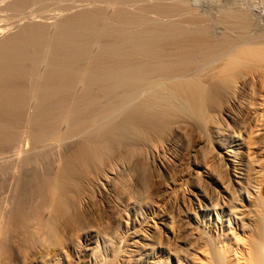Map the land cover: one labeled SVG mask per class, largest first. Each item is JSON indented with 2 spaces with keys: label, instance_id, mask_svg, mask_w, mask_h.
Returning <instances> with one entry per match:
<instances>
[{
  "label": "bare ground",
  "instance_id": "6f19581e",
  "mask_svg": "<svg viewBox=\"0 0 264 264\" xmlns=\"http://www.w3.org/2000/svg\"><path fill=\"white\" fill-rule=\"evenodd\" d=\"M1 1L2 0H0V2ZM16 1H13V3ZM29 1L33 2V4L34 2H36L35 3L36 6L39 2L45 3L49 1V5L46 3V5H48V8L45 6L47 9H50L51 7V10H52L54 4H55V8L57 7L56 3H54L55 1L53 0L52 1L51 0H29ZM50 1L52 2V6L50 5ZM66 1L67 3L75 2V0L74 1L72 0L73 2H71V0L70 1L66 0ZM89 1L86 0V2H89ZM98 1L94 0L93 2L94 4L97 2L96 4L97 6L95 5L94 7L98 8V3H99ZM103 1L102 3H106ZM112 1L114 3V0ZM129 1L130 3H132L131 0H128V3ZM138 1H141V0H138ZM146 1L147 0H145L144 3H146ZM156 1H159V0H156ZM164 1H167V2L170 1L171 4L166 5L167 3H162L163 7L161 6L156 7L155 5L156 9L153 11L151 10L152 13H149L150 11L148 12L149 16L152 14V17H150L151 21L150 19L145 20L146 22L150 21V23L152 22V20L157 21V24L161 23L162 25L149 27L145 23L146 24L145 28L143 27V29L142 28L139 30L137 29L136 31L129 33L125 36L124 34L121 35V38L122 36H124V38L122 39L123 44L121 42L119 44L116 43L117 45H114L115 43L112 41L114 44L111 42L112 45L110 43H109L110 44L109 46L106 45L105 50H107V52L110 51V53L113 54L112 55L113 58L110 57L112 58L111 60L112 63L109 64L108 62H105V64L106 63L108 64L105 65L101 73V75H103V78L101 81H98L99 83L104 82L102 85L99 84L103 88H101V90H98V91L103 90L105 92L106 98L104 100H102V98L97 99L96 97L92 95L94 93L93 91L94 86L92 88L91 86H92L93 81L95 80V76L94 75H93L94 77L90 76L91 75L90 72H88L90 78L87 77L88 74L85 71L84 72L86 75H84L83 71L82 72L84 76L77 75L80 77L73 79V80H76L75 82H77V84L71 82L72 78L70 79L71 81L68 80V82H66L67 78L65 77L66 78L65 79L63 76L61 80H56L57 82L64 83L62 86L59 84L61 86V89H59L60 87L58 88L59 90H64L62 91L63 93L61 96L65 95L67 92H73V93L75 92V95H76L77 93L76 88L78 91H81V89L85 91L90 90L88 92H92V93L85 94V95L89 97L92 96L91 100H88L89 98L87 100L85 99L82 101L81 104L87 103L88 107H91V104H94L95 106L99 104L100 108L98 109V107H96L97 109L94 110L95 109L94 106L91 109H88L86 107V110L87 112L89 111V114L83 115L86 112L82 110L81 114L83 116L79 115L81 118H79V116L77 115L78 113L76 112L75 116H77L79 119H77V117L73 115L72 116L69 114L67 115V112H66L65 116H62L60 120H57L59 122L63 121V123L60 124L61 126L59 125V123L55 124V126L57 124L59 125L58 130L60 131L57 130V133L56 131L53 132L55 134H53L52 137L49 132L47 133L45 132V134H48V133L50 134L48 135L50 136V138L47 137L49 138V140L47 139L48 141H51L50 139L52 138L54 142H57L55 144L53 143L56 147L57 144L63 145V143L65 142L69 143L78 137H80L79 140H81V142L83 140L85 141L86 139H83V138H86V137L88 138V136L90 135L89 129L90 130L92 129L93 132H95L96 130V134L94 135H97V133H99L100 131L101 133L103 132L105 133V130L103 131L102 128L105 129L107 126H111L113 134L121 136L119 138H115L113 135V137L117 140L119 139L120 141L121 140L123 141L124 139L126 143L125 146H127L126 153L132 154L131 156L129 154V157H127L128 155L126 154L127 155L126 156L124 151H123L124 156L122 155L123 152L122 153L118 152L119 155L120 154L122 155V157L126 156L128 158V160L126 158L125 162L127 161L126 162L127 167H128L127 169H130V171L132 172H124L126 169L125 170L123 169L124 170L123 172H119L118 170L119 167L117 165L113 166L111 164L112 165L111 166L108 164L109 166H106L105 165L106 162L104 164L105 167L98 168V170L100 169L99 171L96 170L95 172H93L94 171L93 170L92 172H88L86 170L87 172H81V171L76 172L78 169H76L75 171V168L77 167L75 166L74 168L73 166H71L72 165L71 161L72 163H74L73 160H75L72 156H75V154L72 156L70 155V157H72V159L70 158L71 161L69 160L71 165L70 164L68 165L71 166L70 168L73 167L72 169H74L75 172H72V170L69 171V167L66 166L69 172L68 171L66 172V169H65V171H61V172L59 170L58 172L55 171V172L43 173L44 175H42L41 177H44L43 179H47V182L42 181L43 184L45 183L44 186L42 184L43 190L40 193L42 194V196H38V197L35 196V199L36 197L37 199L36 201H34L30 197L32 194H35V193H32L29 197L30 199L33 200L30 202H34V203H32L31 205V203L28 202L30 199L27 201L29 203L28 210H30L32 206L33 208L31 210V213L29 212V215H28L30 218L27 215L26 216L24 215V217H26L24 219L28 221L27 219L29 218L30 222L29 224L24 221L23 222L25 224H22V222L20 224L18 222L20 224L18 225V223H16L17 222L16 220H18L19 217L20 219L21 217H23V214H25L23 212L25 210L23 209L22 211L23 214L21 213V210H20L19 213H21L22 216L17 215L19 216L18 218H16V216L15 217L13 216L16 219V220L15 219L13 220V217L10 214L12 213V210L14 207L13 205L16 203L18 204H21V203H19V201L15 203L17 198H15V201L13 200L14 191L12 189L13 186L11 187V185H12L13 178L15 180V178L21 176L23 172L22 173L19 172L21 174H19L18 172H15L17 170L15 166H14L15 168L14 167L12 168V172H10V169L8 168L9 165L5 164L9 172L7 170H6L7 172L5 171L3 172L2 171L3 169L0 168L1 169L0 177L4 175L3 178H0V183H1L0 184V188H1L0 190V264H264V0H207L205 5L201 6V8L203 7L201 10L199 7V11H198L197 9L198 7H196L195 9L196 11L195 12L193 11L194 12L193 15H195V18L192 17V20H191V16L188 15L190 17V21H185V22L183 21L184 20L183 18L188 19L189 17L188 18L183 17L185 15L184 12H183L184 15H180L178 13L180 11H177V9H179L180 7L178 8L177 4L179 3L180 5H184V7H181V10L183 9L185 10L186 7H192V6H193L192 7V10H193V8H195L194 6L199 5V3L197 5H194L195 0H164ZM202 1L203 0H201L200 2ZM3 2H6V0L5 1L3 0L2 3ZM9 2L11 4L12 1L9 0ZM19 2L22 3L23 1L18 0V6L20 5ZM57 2H59V0ZM61 2L59 3L61 4ZM59 3L57 5H60ZM65 3L66 2L63 1V4ZM79 3L76 0L75 4H70V5L67 4L68 6L65 8L62 7L63 4L61 5L62 9L64 8L62 11L63 13L65 12V10H67L65 13L69 14L68 15L69 17L70 15L72 18L74 17L73 19H70V18L67 19L69 21H67L66 24L71 23L72 20H78L76 17H79V15H80V23L83 20H85L84 18H82V21H81V17H82L81 14L77 15L75 13L76 9H78L79 7L83 8V6L81 5L83 2H81V4ZM102 3L100 2V4ZM153 3H155V1ZM157 3L158 2H156V4ZM132 4H131V8H133L132 6H134ZM138 4L139 3H137V5L135 4L137 8L139 6ZM83 5H84V8H83L84 11H81V13L87 12L88 10H90L89 7L87 6L85 7L86 3ZM107 5H109L108 2L106 3L105 7ZM114 5L117 6L115 3ZM114 5L112 4L111 6H114ZM126 5L128 6V4ZM9 6L7 5V7ZM28 6H29V3H28ZM31 7H33V5H31ZM40 7H39V10H40ZM99 7H100L99 9L102 8L101 6ZM9 8L8 9L6 8L7 12ZM46 8L43 11L47 10ZM58 8L60 9V6ZM86 8H89V9L86 11L85 10ZM139 8L136 11H138ZM25 9L29 10V8L27 7ZM25 9L23 13H25L26 11ZM59 9H58V12H59ZM1 10L3 9H0V12ZM35 10L38 11V9H35ZM55 10L53 9V11ZM4 11L6 10L4 9ZM47 11L50 12L49 10ZM107 11L110 12L109 9ZM116 11L119 12V10H116ZM2 12L1 14H4V12L3 13ZM28 12H33L34 14V9L33 11L32 9L31 11H26V13ZM56 12H54V14L50 16V18L48 17L49 20L48 19L41 20L39 18L42 21V24L48 26L50 29L51 28L57 29L59 27V30H61V27H64V29L62 28L63 30L61 31L62 35H66V37L72 36L70 38L73 40V42L75 41V45L73 47L77 46L79 41H82L83 43L86 39L84 35L83 37L84 41L81 40L82 39L81 37L83 36L81 32H85V31H81V30H80L81 32L78 31L79 29H82L78 27L77 22L79 20L76 21L77 27L79 29H77V27L75 26L76 27L75 29L77 31L74 30L73 32L75 31L76 32L72 34L70 30L73 27V25L72 27L71 25H68L69 27H71L70 29L68 26H67L68 28H66V24L64 23L66 19H64V22H62L61 20H63L62 18H64L63 16H60L62 15V13L59 14ZM76 12L78 13V11ZM90 12H87V13L89 14ZM109 12L105 13V11L103 12L102 10V12L100 13L101 17L104 15L103 13L107 14ZM14 13L15 14L18 13L17 17L19 18L21 17L20 12L18 11L14 12L13 10L12 15H14ZM23 13H22V16L26 14L25 13L23 15ZM145 13L146 12L144 11L143 14ZM190 13H191V10H190ZM94 14L92 16L94 17L97 16L96 13ZM100 14L98 16L99 20L101 18ZM143 14L141 15V17L143 16ZM9 15L10 14H8V16ZM119 15H117L116 13L114 16H116L117 18V16ZM8 16H2L4 17V19L6 18L3 21H7L9 19ZM31 16L30 18H33ZM121 16H124V15H121ZM12 17L14 18V21L15 19H17L14 16ZM44 17H45V14H44ZM83 17L85 16L83 15ZM26 18L29 19L28 17L25 16V19ZM20 19L17 21L22 20ZM144 19L145 18L142 19L143 20L142 22H145ZM88 20H90V18L87 19V21ZM96 20H97V17H95V21ZM0 21L2 20L0 19ZM28 21L30 22V20H26V22ZM31 21H35V20L32 19ZM60 21L61 23H63L62 26L59 23ZM13 22H10L9 24L7 23L8 27L12 28L13 26L15 27L19 24V22L18 24L16 22L17 25H13L14 24ZM107 22L109 23V21ZM4 24L6 23L4 22ZM10 24L13 26H10ZM20 24L22 23L20 22ZM29 24L33 25L32 23H29ZM37 24L34 25L33 27L37 26L38 28L40 22L37 21ZM58 24H60L61 27L57 26ZM96 24L98 25L97 22ZM111 26L113 25L111 24ZM138 26L141 27V25H138ZM1 27L2 28L4 27L3 23ZM8 27L7 28L5 27L6 28L4 30L5 32L7 31ZM18 27L19 26H17L16 29ZM122 27L120 25L119 28L122 29ZM2 28L0 29L1 36H2V33L4 32ZM11 28H9L10 31L12 30ZM30 28L32 29V27ZM65 28L69 30L70 32H68ZM87 28H85V30H88V34H89L90 29L89 28L87 29ZM134 29L136 28L134 27ZM35 30L36 29L34 28V31H33L34 33H35ZM44 30L46 31L48 29H44ZM55 30H53V32H55L56 34L59 30H57V32ZM64 30H66L67 33L66 31L63 32ZM21 31L22 30H20V34L22 35ZM22 32L23 34H25L26 32L27 36L29 33H32L28 31H22ZM125 32L127 33L126 30L122 31L121 33H125ZM10 33L8 35H10ZM34 33L30 34L32 35L31 37H33ZM79 33L82 36H79L78 35ZM95 33L96 32L94 31L93 34ZM97 35H100V34H97ZM97 35L89 36L90 38L88 37L86 42L84 43H87L89 41V43L91 42L90 45L94 46L93 48H97L99 50L100 48L96 46L97 45L100 46L99 43H101L100 42L101 40L99 39L98 41L96 39L98 37L100 38V36L97 37ZM44 36L45 35H43V37ZM54 36H56L57 38V35H53V37ZM77 36H79V38H77ZM21 37L17 38L15 35L13 38V43L11 44H14L19 41L17 43L18 45L20 44V41H23V44L26 45L24 42V39L22 40ZM59 37H60V34H59ZM59 37H58L59 39L58 41L62 43V41L60 40L63 39L62 38L63 36L61 37L62 39H60ZM104 37L106 38V36ZM8 38L10 39L9 36L7 37V39ZM49 38H52V37H48L49 42H46V45H49L48 43H51L52 39H49ZM76 38L79 41L74 40ZM18 39H21V40H18ZM26 39L27 38H25V40ZM28 39H27V42L30 41ZM101 39H103V37ZM31 40H33V38ZM8 41L9 40H5V41L0 40V48L4 47L5 49L7 45H10V42ZM10 41H12V39ZM41 41L38 44L40 45L39 48L41 47ZM30 42H33V41H30ZM36 42L37 41H35V43ZM44 42L45 40L42 43ZM67 42L69 43V41ZM108 42L106 43L108 44ZM53 43H54V40H53ZM70 43L68 45H70ZM89 43H87V45ZM55 44L59 46L57 43ZM29 45L31 46V44ZM64 45H65V42H64ZM22 46L21 48H23ZM30 46L27 45L26 46L27 48L25 46L24 48L28 49V47ZM36 46L33 47V51L36 50L35 49ZM43 46L45 45H42V49H44ZM57 46L54 45L55 48H58ZM60 46H62L63 48V43L62 45L60 44ZM60 46L59 48L61 50ZM80 46L82 45L80 44ZM80 46L78 45L77 48ZM12 47H15V46H12ZM67 47H70V46H67ZM82 47H80V49L82 48V50H84L85 48L86 50V47L84 46ZM46 48L44 49L45 50L44 52L48 51V48L47 50ZM93 48H90L92 52L96 51V53H99V51L101 50L100 49L99 51L97 50L93 51ZM72 49L73 48H71V50ZM23 50L22 52H20V54L24 53ZM63 50H61V52H63ZM75 50L76 49H74V51ZM91 50H87V51L90 52ZM68 51L69 52H67V54L70 53L69 49ZM74 51H73L74 55L72 56L76 58L75 53H77V51L75 52ZM79 51L81 50H79L78 48V52ZM103 51H104V46L102 49V53ZM10 52H15V50L14 51L12 50ZM17 52L19 51L17 50ZM40 52L39 54L37 53L38 57L41 54ZM92 52L91 54H88L90 55L88 56V58L90 57V60H91V55L93 54ZM0 53H4V51H0ZM50 53H53V52H50ZM50 53H49V57H50ZM79 53L80 54L78 55H80V58H81V56H83L84 53L86 52L81 51ZM81 53H83V55ZM22 54L21 56L19 54H16L15 56L13 53V56L17 57V55H19L22 58ZM31 54H29V56ZM54 54L56 53L54 52ZM64 54H62L63 56H60L58 54L56 55V57L60 56V59L59 60L57 59L60 62L58 63L60 66L61 64L62 65L65 64V63H62L63 59H61V57L63 58L65 56ZM4 55L5 54H3V56ZM95 55L99 56V54H95ZM108 55L109 54H107L106 56L105 54L104 56L109 58ZM6 56L7 55H5V57ZM29 56L27 57L30 58ZM86 56H87V53L82 58ZM120 56L123 57V59H121ZM27 57H25V59ZM38 57H36L37 59V60L35 59L36 61H38L39 59ZM51 57L50 59H52ZM92 57H93V61L95 58L98 59V57L94 56V54L92 55ZM21 58H19L20 62H22V59L24 60V58L22 59ZM43 58L45 57H42V59ZM45 59H47V56ZM45 59H43V61ZM70 59L73 60V58H70ZM85 59H87V57L84 58V61ZM97 59L95 60L98 61ZM119 59H121L122 61L120 60V62H118ZM35 60H34V63H36ZM52 60H54L55 63H57L55 59H52ZM68 60L66 58L65 62L67 61L69 63ZM77 60H81V59H79L78 57ZM28 61H26V63ZM43 61L39 60L40 63L41 62L43 63ZM47 61L48 60L44 61V64ZM93 61L92 63H94ZM2 62L7 63L8 61L6 62L2 58ZM88 62H87V65L89 64ZM101 62H103V60ZM79 63L80 61L78 62L76 61L74 64L71 63V65L72 66L74 65L76 68L75 64L80 65ZM95 63H96L95 65H97V62ZM0 64L3 65V63H0ZM8 64L6 66L7 68H8ZM49 64L46 66L48 67ZM20 65L21 63L18 65V67ZM69 65L70 63L68 64L67 68H65L64 70L66 69L68 70V68L70 67ZM82 65L84 64H81L80 66L82 67ZM27 66H30V65H27ZM32 66L28 68H31ZM46 66H44V68ZM72 66L71 68H69L70 70L72 69ZM90 66H93V65H90ZM6 67H4V69ZM14 67H16V69L18 68L17 66H14ZM85 67L84 68L82 67L83 70L89 69V66L88 68H85ZM94 67L95 66H93L92 70L98 68V65L96 66V68ZM22 68L23 67L21 66V70H23ZM54 68L56 70V68L58 67H54ZM61 68L63 67L61 66L60 70ZM75 68L72 70L74 71ZM2 69L3 68H1V70ZM4 69L2 70L3 72H4ZM99 69L100 68L96 69L98 70L97 71L98 73H99ZM51 70L53 71V68ZM57 70L56 72H58ZM67 70L66 72L68 73ZM44 71L48 72V69ZM71 71H69V73ZM3 72L1 74H3ZM11 72H13V70ZM59 72L61 73L62 71H59ZM66 72L64 73L62 72V73L66 74ZM78 72H81V71H79L78 69ZM51 73L52 72L48 74L50 75ZM73 73H70L72 77L74 76ZM32 75L37 76L35 74H32ZM46 75L47 74H45L44 78L47 77L48 79V75L47 76ZM77 76L75 75L74 77H77ZM97 76L99 77V75ZM42 77L43 76H40L38 78V81H41ZM60 77L58 76V78L56 79H59ZM92 77L94 78V80L91 79ZM98 77H97V80H98ZM35 78H32V79L35 80ZM68 78L70 77L68 76ZM5 80L7 82V79ZM51 80L52 79H48L47 82L48 81L51 82ZM52 82H54L53 85L51 83L52 87L54 86V84L57 86L55 81H52ZM34 83H32V85H34ZM37 84H35L37 89H38V86L39 87L42 86V85L37 86ZM19 85L21 84H18V86ZM64 85H65V88H63ZM5 87H7V85H5ZM53 88H55V90H53L55 94L57 87H53ZM14 89L16 88L14 87ZM34 89L35 88L33 89L31 88L30 91H35ZM39 89H38V92H39ZM45 89L47 90L48 86ZM42 90L44 93L45 92L44 89ZM103 91L102 93H104ZM98 93L100 94L101 92H98ZM32 94H31L32 96H36L34 95V93ZM52 94L53 93H51V95ZM43 95L44 94H42V98L44 97ZM21 96L22 95H20L19 97ZM45 96H49V95L46 94ZM59 96H60V93H59ZM56 98L58 97L56 96ZM0 99H3V98H0ZM33 99L36 100V98H33ZM37 99L38 101L40 100L39 98ZM70 99H72L71 96H70ZM0 102L2 101L0 100ZM44 102L46 101L44 100ZM65 103L66 102L63 103L64 106H65ZM2 104H5V103L2 102ZM72 104L74 103L70 102L68 104L69 109L72 108L71 106ZM16 105L20 106L19 104H16ZM46 105L44 106L41 105V106L42 108H45ZM18 106L15 108H18ZM64 106L62 107L64 108ZM76 107H75V110L73 108L70 111L74 112L77 109H80V106L78 108ZM36 108L38 109V107ZM66 108L62 110H65ZM62 110H61V113L63 112ZM65 111H68V109H66ZM70 111H68V113ZM32 113H31V116H32ZM37 113L39 114V117H40L39 111ZM34 114L35 112L33 113V115ZM27 115H29V113ZM63 115H64V112H63ZM49 116H48V119L50 118ZM26 117L28 116H25V118ZM41 118H38V119L40 120ZM118 118H120L121 121L117 123L116 125L113 124V122H115ZM52 119H49V120H52ZM57 119H59V117H57ZM108 122L110 123V125H107L109 124ZM54 123L55 122H53L52 120L53 125ZM3 124L4 123H2L1 125L3 126ZM43 125H46V124L43 123ZM48 125H50V123H47L46 127ZM63 125L65 127H68V129L66 128L65 129L66 131L64 132H62L61 131L62 129H60V127L62 128ZM80 125H84L82 129ZM103 125L104 127H102ZM8 126H11V125L9 124ZM8 126H6V128H8ZM46 127L44 126L43 129H46ZM49 127L51 128V126ZM38 128L40 127L38 126ZM3 130L5 129L3 128ZM87 130L89 131L88 133H87ZM85 131H86L85 134L87 136H85V134H84L85 137L80 136ZM2 132L5 133L6 135V132L4 131ZM10 133L8 130V135L10 134V136L13 135L12 134L14 133L13 130H11ZM35 133L36 132L34 131V134ZM99 135L101 138V134ZM108 135L109 134L107 133V136L105 134L103 136L107 138L109 137V139L113 140V137L111 136L110 138V136ZM36 136H33V139ZM3 137H6V136H2V138ZM90 137L91 136H89V138ZM96 137H98V135L95 136V139ZM107 138H103V139L107 140ZM92 139H94V136ZM0 140H1V137H0ZM6 140L8 141V138H6ZM79 140L77 139V141ZM25 141H26V144L24 145L26 147L28 144L27 143L28 141L26 139ZM36 141L37 140H35L34 143H36ZM101 141L102 140H100V143ZM109 141L107 140L105 142L109 143ZM113 141L115 142V144L119 142L116 140H113ZM43 142H41L40 144H42ZM52 142L53 141L49 143L51 144ZM92 142L93 141H91V143ZM114 142H111V144L107 146L111 147V145H113ZM2 143L3 144L5 143L4 145H6V142L3 141L0 144ZM95 143H92V144L95 145V147L97 148L99 143L97 144V146ZM7 144H9V142ZM45 144L47 143L44 142V144H42L41 146L43 145L45 146ZM104 144H99V146L102 145L101 147L104 148L103 147ZM120 145L117 144L115 145V147L118 146V149H119L120 147L123 146V144L122 146ZM47 146H49L48 148L52 147L50 145H47ZM33 147H35V145ZM76 147H78V145ZM112 147L114 148V146ZM52 148H50V150ZM61 148L62 147L60 148L58 147V149L63 150ZM88 148L91 150V147L86 148L85 146L86 150ZM37 149L39 150V148ZM58 149H56L55 151L59 152ZM73 149L71 151L75 150ZM97 149L100 151L99 148ZM97 149L94 148L93 149L94 152ZM106 149L107 148H104L102 149V151L105 152ZM8 150H5V151L7 152ZM28 150L30 151L32 149H28ZM45 150L47 151L48 149L45 148ZM113 150L115 149H112L111 151L113 152ZM78 151H79V154L81 155L82 150L81 151L78 150ZM85 151L83 150V152ZM1 152L2 150L0 151V156H2ZM24 152L23 153L16 152L20 155V157L18 155L16 156L21 158L22 156H25L26 153L24 154ZM32 152H34V150ZM39 152L40 151H38V153ZM54 152H53V155H54ZM90 152H93V151H90ZM7 153L10 156L9 151ZM34 153H33V156L35 155ZM42 153H39L41 154L40 156H43V154H45V153L43 154ZM86 154L88 153L86 152ZM94 154L97 155V152ZM110 154L112 155V153ZM6 155L7 154H5V156ZM48 155H51V154L49 153L47 154V156ZM107 155L108 154L105 153V158L109 157ZM121 155H120V158L124 160L125 158H122ZM66 156H69V155H66ZM66 156H64L63 158L67 160L68 157L66 158ZM76 156L78 157L79 155L77 154ZM84 156H82V158ZM87 156L88 158H90L89 155ZM12 157L18 158L15 156H12ZM12 157L9 158V161L10 159L12 161L13 159ZM111 157H114V156L112 155ZM52 158L55 159V157L53 156ZM94 158H98V156ZM94 158L93 159L91 158L93 161H90V162L96 163L98 162L99 159L101 160L100 156L98 160L95 159L96 161H94ZM117 158L115 159L118 160ZM49 160H52V159H49ZM58 160L60 161L61 159L58 158ZM76 160H77L75 161L76 163L79 162L78 158ZM86 160L87 158L85 159V161ZM103 160H104V157L101 160L102 163H104ZM105 160L107 161L109 160V158ZM110 160L112 162V158ZM15 161H18V160H15ZM26 161L28 163L27 159ZM69 161L66 162V164L69 163ZM101 161H100V164H101ZM81 162L82 161H80L79 163ZM144 162L151 163V167L153 166V169H152L153 172L151 170H150L151 172H146V171L143 172L142 163L144 164ZM6 163L8 164V162ZM25 163H24V166H26ZM56 163H54L55 167H57ZM58 163H59L58 167L61 168L60 162ZM86 163L90 164L87 161L85 162V164ZM122 163L124 162L122 161ZM17 164H20V163L17 162ZM22 164H20V167ZM78 164L77 166L79 167L80 164L79 165ZM113 164H115V162H113ZM11 165L13 166L15 164H11ZM95 165L93 167L94 169L95 167H99ZM2 166L6 168L4 165ZM122 166H124V164ZM17 167L20 170L19 166ZM52 167H54V165H52ZM87 167H89L91 170V165ZM145 167L146 168L144 169L148 170V167L147 166ZM151 167L149 166V168ZM14 169L16 170L14 171ZM126 171H129V170H126ZM31 173L32 172H30V174ZM33 173L35 174V172ZM17 174H19V176H16ZM19 178L21 179L22 177H19ZM24 180H23V183H24ZM31 180H35V178ZM35 181L32 183H35ZM38 181H40V179ZM38 181H36L37 184H39ZM18 183L15 185L18 186ZM37 184L35 185L37 186ZM15 185L14 187H17ZM20 187L18 188L20 189ZM18 188L17 190H19ZM2 192L5 194L1 195ZM31 192L33 191L31 190ZM18 194L19 196L22 195L21 193H18ZM19 199H22V198L19 197ZM19 208L21 209V207ZM16 209L18 210V207H16ZM8 216H9V219H8ZM21 220H23V218ZM14 224H16L15 228H14ZM5 227L7 228V231ZM17 227L19 228L18 230L16 229ZM15 229L17 231H15ZM14 231L16 233H14ZM4 232H6V235H4L5 234ZM5 236H7V238H5L6 241L4 240Z\"/></svg>",
  "mask_w": 264,
  "mask_h": 264
},
{
  "label": "rangeland",
  "instance_id": "374dc122",
  "mask_svg": "<svg viewBox=\"0 0 264 264\" xmlns=\"http://www.w3.org/2000/svg\"><path fill=\"white\" fill-rule=\"evenodd\" d=\"M2 1H3V0H2ZM2 1L0 2V3H1V4H0V9H3V10H1V12L3 11L4 14H1V12H0V17H2V16H8V14H10V15L8 16L9 19H8L7 21H3V20L6 19V18L4 19V17L0 18V19L2 20V21H0V27H1L2 23H3V26H4V27H3V28L1 27V28H2L3 31H4V30L8 27V24H9L10 22H13V21H14V18H13L12 16H14L15 18H17V19H15V21L13 22L14 24H13V23H12V24H13V25H17L18 22H19V24L17 25V26H19V27L16 29L17 26L14 27L13 25L10 24V26H13V27H12V28H11V27H8V29L11 28V29H12V30H11L12 32L10 31V29H9V30L7 29L8 33H7V31H6V32L4 31V32H5V33L3 32L4 34L2 33V36L5 35L4 37H2V36H1V33H0V40H3V41H5V40H9L8 42H10V45H7V46L5 47V49H4V47H3V48H0V51H4V53H0V57L2 56V57L0 58V59H1V60H0V63H3V65H5V66H3L2 64H0V80H2V81H0V91H1V92H0V98H3V99H0V100H1L2 102L5 103V104H2V102H0V117H1V118H0V126L2 127V128L0 127V137H1L0 143L4 141V142H6V145H7V146L4 145L5 143H4V144H3V143L0 144V149L2 150V152H1L2 156H0V166L4 165V166L6 167V168H4V167L2 166L3 168H2V167H0V168L3 169V170H2L3 172H4V171H5V172H7V171L9 172V170L7 169V166H6V165H9L8 168L10 169V172H12V168L15 166L16 169L18 170V171H17L16 169H14V171L16 170L15 172H18V173H19V172H21V173L23 172L22 174L19 173V174H21V176H19V174L16 175V176L22 177L21 179H20L19 177H16L17 179L15 178V180H14V178H13V181H12V185H11V187L13 186L12 189H13V191H14V192L12 191L13 194H14V195H13V200L15 201V198H17L16 201H15V203H16L17 201H19V203H21V204H18V203L14 204V205H13L14 207H13L12 213H10V214L12 215V217H13V216H14V217L16 216V218H18L19 216H17V215L22 216L21 213H22V211H23V209H24V210L27 211V212L24 211L23 213H25V214L22 213V214H23V217H21V219L23 218V220H21L20 217H19L20 220H19V219L16 220V219L13 217V220L15 219V220L17 221L16 223L19 222V223L21 224V222H22V224H25L24 222H27V223L29 224V222H30V221H29V218H30V217H29L28 215H29V212L31 213V210H32L33 206L31 207L30 210H28V209H29L28 204L31 203V205H32V203H34V202H30V201H33V200L36 201V199H37L38 196H42V194H40V193L42 192V190H43V186H44V184H45V183L43 184V182H47V179H43L44 177H41L42 175H44L43 173H45V172H55V171L58 172L59 170H60V172H61V171H65V169H66V172H67V171H68V170H67L68 168H67L66 166H68V167H69V171L72 170V172H75L76 169H78L76 172H80V171H81V172H87V171H88V172H92L93 170H94L93 172H95L96 170H97V171L100 170V169L98 170V168H100V167H101V168H102V167H105V165H106V166H109V165H111V164H112L113 166H114V165H115V166L117 165L119 168H118V167H116V168H118L119 172H123L125 169H126V170H129V171H126V170H125L124 172H132V171H130V169H127V168H128V167H127V163H126L127 161L125 162L126 158L129 157V154H130V153H126V152H127V150H126V149H127V146H125V145H126L125 140L123 139V141H122V140L120 141L119 139H118V140L115 139V138H119V137H121V136H118V135L113 134L111 126H107V127H106V128L109 130V132H108V130H107L106 128H105V129L102 128L103 131L105 130V133H104L103 131H102L103 133H101V131H100L99 133H97V135H98L99 138L96 137V139H95V136H97V135H94V134H96V130H95V132H93L92 129H91V130L89 129L90 132L87 130V133H88V132L90 133V135H89V134H88V135L91 136V137H90L91 139H92L93 136H94V139H92V140H91V139L89 138V136H88L89 139H88L87 137H86V138H83V139H86V140L88 139L87 142H86V140H85V141L83 140L84 142H83V141L81 142V140H79L80 137H78V138L74 139L72 142H69V143H66V142H65V143H63V145H62V144H61V145H60V144H57V145H56V147H57L58 145H60V146H58V147H59V148L62 147L61 149H63V150H60V149H58V147H57V148L55 147L54 144L57 143V142H54V140H53L52 138H51L50 140L53 141V142H52L51 144L49 143V142H51V141H48L49 138H50V136H48V135L51 134V137H52V135L55 134V133H53V132L56 131V133H57V130L59 129V128H58L59 125L63 123V121H62V122H59V121H57V120H60V118H61L62 116H65V115H66V114H65L66 112H67V115L69 114V115H71V116H72V115L75 116V115H76L75 113L77 112V113H78L77 115L79 116V115H82V114H81V111H82V110H84V112H86V113L83 112V113H84L83 115H87V114H89V111L87 112L86 107H87L88 109H91V108H93V106H94V108H95L94 110L97 109L96 107H98V109L100 108V107H99V104H97V106H95L94 104H91V107H88V104H87L86 102H85V103L87 104V106H86V104H81L82 101L85 100V99L87 100V99L89 98L88 100H91V97H92V96L89 97V96H86V95H85V94L92 93V92H88V91H90V90H86V91H85V90H82V89H81V91H78L77 88H76V92H77L76 95H75V92H74V93H73V92H67V93L64 92V93H66V94L63 95V96H61L62 93H63L62 91H64V90H59V89H61V86H62L64 83L57 82L56 80H61V78H63V77L65 78V77H66V78H67V81H66V82H68V80H70V79L72 78V81H71V80H70V81L73 82V83H76V84H77V82H75L76 80H73V79H76V78L80 77V76H77V75H81V76H82L84 71H85L87 74H88V72H90V73H91L90 76H93V75L95 76V80H94V78H93L94 76L91 78L92 80H94L93 83H92V86H91V88L94 86V87H93V91H94V93H93L92 95H93L94 97H96L97 99H98V98H100V99L102 98V100H104V99L106 98V94H105V92H104L103 90H102V91H103L104 93H102V91H98V90H101V88H103L101 85H102L104 82L99 83L98 81H101L102 78H103V75H101V73H102V71H103L105 65L108 64V63H109V64L112 63L111 60H112V58H113V57H112L113 54H111L109 50H108L109 52H107V50H105V49H106V48H105L106 45H108V46H109L110 44L112 45L113 42L115 43V44L113 43L114 45H117V44L121 43V42H122V39L124 38L125 35H127V34H129V33H132V32H134V31H136L137 29L139 30V29H141V28L143 29V27L145 28L146 24H147L149 27H154V26H157V25H162L161 23L157 24V21H153V20H152L153 23H152V22L150 23V21H151V18H150V17H152V14L149 16V13H152V11L156 9V8H155V5H156V7H158V6L163 7V6H162V3H167L166 5H170L171 3H170V1L167 2V1H164V0H159V1H156V0H151V1H150V0H149V2H148V0H147L146 3H144L145 0H144V1H142V0H141V1H138V0H134V1H133V0H131L133 4L130 3V1H129V3H130V5H129L128 0H125V1H124V0H116V1L114 0V3H115L117 6L119 5V6L117 7V6L114 5V3H113L112 0H109V1H107V0H104V1H103V0H99V1H98V0H97V1L99 2V3H98V8H97V7H94V6L97 4V2H96L95 4L93 3L94 0H90V1L87 0V1H89L90 3H89V2H86V0H81V1H80V0H77L78 3L80 2L79 4H81V2H83V3L81 4V5L83 6V8H84V5H83V4L86 3L85 7H86V6L89 7L90 10H91V12H90V10H88L89 8H86L85 10H86V11L88 10L87 12H90V13L88 14L87 12H83V13H84V14H83V13H81V11H84V9H83L82 7H79L80 9H79V8L76 9V11H78V13H77L76 11H75V13H76L77 15L81 14V16H82V17H81V21H82V18H84L85 20H83V21L80 23V15H79V17H76L79 21H78V20H72L71 23L74 21L72 24H71V23L66 24V22L69 21V20H67V19H69V18H70V19H73L74 17L72 18L71 15H70V17H69V16H68L69 14L65 13L67 10H65L64 13H63L62 11H63V9H64L65 7H67L68 5H70V4H75L76 0H75V2H73L74 0H73V1L71 0V2H73V3H70V2L67 3L66 0H62V2H61V0H59V2H61V4H60L59 2H57L58 0H57V1H56V0H53V1H55L54 3H56V6H57L56 8H58V7L60 6V9L58 8V9H59V12H58V9L55 8V4L53 5V9H54V10L56 9L57 12H56V10H55V11H53V9L51 10V7H50V9H47V8H48V5H49V1H47V2H45V3H43V2H39L38 4L41 5V7H40V5H38V4H37V6H36V4H35L36 2H34V4H35V5H34L33 2H30L29 0H19V1H23L22 3L19 2V3H20L19 6H20L21 8L18 6V0H17V1H16V0H10V1H12L11 4H10L9 0H8V1L6 0V2H3V3H2ZM4 1H5V0H4ZM13 1H16V2L13 3ZM26 1H27V2H26ZM51 1H52V0H51ZM51 1H50V5L52 6V2H51ZM63 1H65L66 3L63 4ZM68 1H70V0H68ZM95 1H96V0H95ZM102 1H103V2H106V3L108 2L110 6L113 4L116 8H115L114 6H111V7H110L109 5H107V6L105 7L106 3H102ZM110 1H112V2H110ZM118 1H120V2H118ZM121 1H122V2H121ZM154 1H155V3H153ZM161 1H163V2H161ZM200 1H201V0H200ZM200 1H199V0H197V1L195 0L194 5H197L198 3H199V5L194 6L195 8H193V10H192V7H193V6H192V7H186V9H185L186 12H185L184 9L181 10V7H184V5H180V4L178 3V4H177V7H178V8L180 7V8L177 9V11H180V12L182 11L181 13L178 12L180 15H184V14H183V12H184L185 15H184L183 17H187V18H188L189 16H191V20H192V17L195 18V15H193V14H194V12L196 11V10H195L196 7H198V8H197L198 11H199V7H200V10H201V9L203 8V7L201 8V6L205 5V3H206L207 0H205V1L203 0L202 2H200ZM8 2H9V3H8ZM100 2H101L102 4H100ZM116 2H117V3H116ZM134 2H135V3H134ZM140 2H141V3H140ZM147 2H148V3H147ZM151 2L153 3V5H152ZM156 2H158V3H157L158 5L156 4ZM26 3H27V4H26ZM28 3H29V6H30V7L28 6ZM46 3H47L48 5H46ZM58 3H59L60 5H57ZM88 3H89V4H88ZM91 3H92L93 5H92ZM122 3H123V4H122ZM137 3H139V4H138V5H139L138 8H139V7L142 8V9L139 8L138 11H136V10L138 9L137 6H136ZM143 3L146 4V5H144ZM200 3H201V4H200ZM9 4H10V6H9ZM21 4H23V5H21ZM43 4H44V6H43ZM62 4H63V5H62ZM67 4H68V5H67ZM87 4H88V5L91 4L92 7H91V5L88 6ZM103 4H104V6H103ZM126 4H128L129 7H128ZM131 4L134 5V6H132L133 8H131ZM135 4H136V5H135ZM2 5H3V7H2ZM5 5H6V7H5ZM7 5H8L10 8L7 7ZM15 5H16V7H15ZM31 5H33V7H31ZM61 5H62V7H64L63 9H62ZM35 6H36V7L39 6V7H40V10H39V7L36 8ZM42 6H43V7H42ZM45 6H46L47 8H46ZM96 6H97V5H96ZM99 6H101L103 9H102V8L99 9V8H100ZM150 6H151V7H150ZM18 7H19V8H18ZM26 7L29 8V10H28V9H25ZM34 7H35V8H34ZM113 7H114V8H113ZM120 7H121V9H120ZM124 7H125V8H124ZM127 7H128V8H127ZM6 8H7V9L9 8L8 12H7V9H6ZM11 8L14 10V12H17V11H18V12L21 13V15H20V13H19V15L22 17V18H21V17H20V18H21L23 21H24V19H25V16L28 17L29 19L26 18L25 21L23 22L19 17H17L18 13H16V14L14 13V15H12V11H13V10H12ZM17 8H18V9H17ZM30 8L32 9V11H33V9H34V14H33V12H28V13H30V14L26 13V11H31ZM42 8H43V9H42ZM45 8H46L47 10H49L50 12H48L47 10L43 11ZM106 8H107V9H106ZM111 8H113L114 10L111 9ZM130 8H131V9H130ZM135 8H136V9H135ZM148 8H149V9H148ZM151 8H152V9H151ZM190 8H191V9H190ZM4 9H5L6 11H4ZM24 9L26 10L25 13L28 14V15H26L25 13H23V12H24ZM35 9H38V11L35 10ZM41 9H42V10H41ZM92 9H93V10H92ZM108 9L110 10V12H111V11H113V12L110 13L109 11H107ZM124 9H125V10H124ZM132 9H133V10L135 9V10L133 11ZM143 9H145V10H143ZM146 9H147L148 11H147ZM187 9H188V10H187ZM102 10H103V12L105 11V13H106V12H109V13H107V14L103 13V14H104V15H103L104 17L102 16L103 18L101 17V14H100V13L102 12ZM116 10H119V12L116 11ZM126 10H128V11H126ZM130 10H131V11H130ZM141 10H142V11H141ZM151 10H152V11H151ZM190 10H191V13H190ZM35 11H36V13H35ZM46 11H47V12H46ZM60 11H61V12H60ZM93 11H95V12H93ZM99 11H101V12H99ZM114 11H115V12H114ZM120 11H121V12H120ZM125 11H126V12H125ZM139 11H141L142 13L139 12ZM144 11L146 12L145 14H143ZM149 11H150V12H149ZM193 11H194V12H193ZM3 12H2V13H3ZM9 12H10V13H9ZM39 12H41V13H39ZM54 12L59 13V14L62 13V15H60V16H63L64 18H62L63 20H61V21L64 22V19H66V21L64 22V23L66 24V28L69 27L68 25H71V27H72V25H73L74 29H73V27H72V28L69 27V29L71 28L70 31H71L72 34L75 33V32L77 31L75 28L77 27V23H78V27H79V28H82V29H79V28L77 27V29H79L78 31H79V32H81V31H85V32H86V33H85V32H81V33L83 34V36H82L80 33L78 34L79 36H82V37H81V38H82L81 40H83V41H84V38H83L84 35H85V39L87 40V38H88L89 36H92V35H93V36H96L97 34H100V35H97V37L100 36V38L98 37V38H96V39H97L98 41H99V39H100V40H101V41H100L101 43H99V44H100V46H99V45H97V44H98V42H97V44H96L97 46H96V47H99L101 50L99 49V50H100V51H99L97 48H93L94 46H93V45H90L91 42L89 43V41L87 42V43H89V44H88L89 46L87 45V43H84V42H86V40L82 43V41H79V40L77 39V38H79V36H77V38L74 39V40L79 41L78 45L80 46V44H81L82 46L86 47V50H85V48H84V50H82L83 47L80 46V47H82V48L80 49V47H78L79 50H81V51H85V52L87 53V56H86L87 59H85V61H84V58H86V57H84V58H82V57L85 56L86 53H84V55H83V53H81L83 56H81V58H80V55H78V54H80L79 52H81V51L78 52V48H77L78 45L75 46V47H73V46L75 45V41L73 42V40L70 38V37H72V36H70V37H66V35H62V32H61V31L64 29V27H61L62 24H63V23H61V21L59 22V23L61 24V26H60V24L57 25V26H60V27H61V30H59V27H58L57 29H56V28H54V29L51 28V29H52V31H51V29H50L48 26L42 24V21H41V20H43V19H44V20H45V19H48V17L50 18V16H51L52 14H54ZM98 12H99V13H98ZM135 12H136L138 15H137ZM138 12H139V13H138ZM148 12H149V13H148ZM187 12H189V13H187ZM192 12H193V13H192ZM5 13H6V14H5ZM22 13H23V15H24V14H25V15L22 16ZM37 13H38V14H37ZM42 13H43V14H42ZM94 13H96V14L98 13L97 16H95V17H97V20H96V21H95V17L92 16ZM116 13H117V15H119L120 13H122V14H120V15L117 16V18H116V16H114ZM133 13H134V14H133ZM147 13H148V14H147ZM186 13H187V14H186ZM35 14H36V15H35ZM44 14H45V17H44ZM65 14H66L67 16H66ZM86 14H87V16H86ZM99 14H100V17L102 18V19L100 18L101 21L98 19V18H99V17H98ZM130 14H131V15H130ZM142 14H143V16L141 17ZM146 14H147V16H146ZM191 14H192V15H191ZM11 15H12V16H11ZM29 15H30V16L32 15L31 17H33V18H30ZM33 15H35V16H33ZM41 15H42V16H41ZM83 15H84L85 17H87V18L83 17ZM94 15H95V14H94ZM121 15H124L125 17H124V16H121ZM126 15H127V16H126ZM186 15H187V16H186ZM188 15H189V16H188ZM38 16H39V17H38ZM110 16H111V17H110ZM137 16H139V17H137ZM10 17H12V18H10ZM34 17H36V18H34ZM43 17H44V18H43ZM88 17L90 18V20H91V19H92V20L94 19V20H93V21L91 20V22H90V20L87 21V19H89ZM91 17H92V18H91ZM114 17H115V18H114ZM123 17H124V18L127 17V18H126L127 20L124 19ZM181 17H182V16H181ZM18 18H19L21 21H17V20H19ZM23 18H24V19H23ZM39 18H40L41 20H40ZM76 18H75V19H76ZM143 18H145L144 21L147 20V19H150V21L148 20L149 22H146V21H145V22H142V21H143V20H142ZM11 19H12V20H11ZM32 19L35 20V21H31ZM104 19H105V21H106V20L109 21V23H108L107 21H106V22H107V23H106V22L104 21ZM133 19H134V20H133ZM139 19H140V20H139ZM152 19H153V18H152ZM180 19H181V18H180ZM183 19H184V20H183L184 22H185V21H190V17H189L188 19H186V18H183ZM10 20H11V21H10ZM26 20H30V22H29V21H28V22H29V23H32L33 25H30L28 22H26ZM48 20H49V19H48ZM98 20H99V21H98ZM136 20H138V21H136ZM37 21L40 22L39 27H38V28H37V26L33 27L34 25L37 24ZM76 21H78V22L76 23ZM84 21H86V22H84ZM94 21H95V22H94ZM127 21H128V22H127ZM130 21H131V23H130ZM4 22H5L6 24H4ZM16 22H17V24H16ZM20 22H21L22 24H20ZM87 22H88V23H87ZM96 22L98 23V25L96 24ZM99 22H100V23H99ZM112 22H113V23H112ZM115 22H116V23H115ZM132 22H133V24H132ZM136 22H137L138 24H137ZM7 23H8V24H7ZM25 23H26V24H25ZM35 23H36V24H35ZM82 23H83V24H82ZM91 23H92V24H91ZM114 23H115V25H114ZM141 23H142V24H141ZM145 23H146V24H145ZM154 23H155V24H154ZM23 24H24V25H23ZM27 24H28V25H27ZM41 24H42V26H41ZM74 24H75V25H74ZM79 24H80V25H79ZM101 24H102V25H101ZM106 24H107V25H106ZM109 24H110V25H109ZM111 24H112L113 26H111ZM116 24H117V25H116ZM122 24H123V25H122ZM128 24H129V25H128ZM136 24H137V25H136ZM150 24H151L152 26H151ZM29 25H30V26H29ZM37 25H38V24H37ZM120 25H121V27L123 26L122 29L119 28ZM133 25H134V26H133ZM135 25H136V26H135ZM138 25H141V27L138 26ZM142 25H143V26H142ZM22 26H23V27H22ZM28 26H29V27H28ZM43 26H44V27H43ZM57 26H56V27H57ZM67 26H68V27H67ZM75 26H76V27H75ZM80 26H81V27H80ZM87 26H88V28L90 29L89 34H91V35L88 34V30H85V28H87ZM100 26H102V27H100ZM104 26H106V27H104ZM115 26H116V27H115ZM5 27H6V28H5ZM20 27H22V28H20ZM25 27H26V29H25ZM30 27H32L33 30H32ZM42 27H43L44 29H48V30H46L48 33H47ZM83 27H84V29H83ZM103 27H104V28H103ZM117 27H118L119 29H118ZM130 27H131V28H130ZM134 27H135L136 29H134ZM139 27H140V28H139ZM149 27H148V28H149ZM1 28H0V29H1ZM29 28H30V29H29ZM34 28L36 29V30H35V33H36V34L33 32V31H34ZM62 28H63V29H62ZM66 28H65V29H66ZM88 28H87V29H88ZM98 28H99V29H98ZM100 28H101V30H100ZM107 28L109 29V31H108ZM125 28H126V29H125ZM13 29H14V30H13ZM19 29L22 30V31H28V32H32V33H34V34H33V37H31L32 35H30V34H32V33H29L28 36H27L26 32H25V34H23V32L21 31V33H22V35H23V36H22V35L20 34V30H19ZM23 29H24V30H23ZM37 29H38V30H37ZM55 29H56V30H55ZM91 29H92V31H91ZM103 29H104V30H103ZM133 29H134V30H133ZM29 30H31V31H29ZM49 30H50L51 32H50ZM53 30H55L56 32H57V30H59L58 32H60V33L57 32V33L55 34V32H53ZM66 30H67V29H66ZM66 30H64L63 32H65ZM74 30H76V31L73 32ZM80 30H81V31H80ZM125 30L127 31V33H126V32H125V33H121L122 31H125ZM128 30H129V32H128ZM130 30H131V31H130ZM13 31H14V32H13ZM36 31H37V32H36ZM67 31L70 32L69 30H67ZM67 31H66V33H67ZM94 31H95L96 33H97V32H98V33H97V34H96V33L93 34ZM99 31H100V32H99ZM105 31H106V32H105ZM115 31H116V32H115ZM118 31H119V32L121 31V32L119 33ZM10 32H11V33H10ZM15 32H17V33H15ZM18 32H19V34H18ZM28 32H27V33H28ZM45 32H46V33H45ZM49 32H50V33H49ZM91 32H92V33H91ZM103 32H104V34H103ZM6 33H7V34H6ZM9 33H10V35H8ZM12 33L15 34L17 38H20V37L22 36L23 38L21 37V39H22V40L24 39V42H25L26 45L23 44V41H20V44H18L19 46L17 45V43H18L19 41L16 42V43H14V44H11V43H13V38H14V36H15V35H13ZM105 33H107V34H105ZM117 33H118V34H117ZM17 34H18V35H17ZM59 34H60V37H59ZM64 34H65V33H64ZM76 34H77V33H76ZM115 34H116V35H115ZM123 34H124V36H122V38H121V35H123ZM6 35H8V36L10 37V39H9V38L7 39L8 36H6ZM36 35H37V36H36ZM40 35H41V37H40ZM43 35H45V36L43 37ZM46 35H47V36H46ZM51 35H52V36H51ZM53 35H57V38H56V36L53 37ZM101 35H102L103 39H101V38H102ZM119 35H120V36H119ZM25 36H27V37H25ZM34 36H35L36 38H35ZM62 36H63V37H62ZM86 36H87V37H86ZM104 36H106V38H105ZM111 36H112L113 38H112ZM1 37H2V38H1ZM5 37H6V38H5ZM11 37H12V38H11ZM30 37H31V38H30ZM37 37H38V39H37ZM42 37H43V38H42ZM45 37H46V39H45ZM48 37H52V38H49V39H52V40H51V43H48L49 45H46V42H49V41H48ZM58 37H59L60 39L63 38L62 40H60V41H62V43H63V48H62V46H60V44L62 45V43L58 41V40H59ZM61 37H62V38H61ZM107 37H108V38H107ZM3 38H5V39H3ZM25 38H27V39L30 38V39H28V40L33 41L34 43H33V42H30V41L27 42V39L25 40ZM32 38H33V40H31ZM34 38H35V40H34ZM40 38L42 39V41H41ZM65 38L68 39V40H66ZM69 38H70V39H69ZM89 38H90V37H89ZM109 38H110L111 40H110ZM11 39H12V41H10ZM21 39H18V40H21ZM36 39H37V40H36ZM96 39H95V40H96ZM105 39H107V40H105ZM44 40H45V42L42 43ZM53 40H54V43H53ZM56 40H57V41H56ZM65 40H66V41H65ZM97 40H96V41H97ZM109 40H110V41H109ZM35 41H37L38 43H37V42L35 43ZM40 41H41V47H40V48L42 49V45H45V46H43L44 49H45L47 46H49V47H47V48H48V51L44 52V51H45L44 49H42V50H43V51H42V50L39 48L40 45H38V44L40 43ZM67 41H69V43H70L71 41H72V42L70 43V45H68L69 43H68ZM108 41H109V42H108ZM112 41H113V42H112ZM29 42H30V43H29ZM64 42H65V45L67 44L66 47H65V45H64ZM66 42H67V43H66ZM102 42H104V43H102ZM106 42H108V44H107ZM111 42H112V43H111ZM55 43H57V44L61 47V50L64 49L63 52H64L65 54H64L63 52H61L59 46H57ZM59 43H60V44H59ZM109 43H110V44H109ZM116 43H117V44H116ZM22 44H23V46H22ZM29 44H31V46H30ZM52 44H53V45H52ZM71 44H72V46H71ZM76 44H77V42H76ZM122 44H123V42H122ZM11 45H12V46H15V47H12ZM27 45L30 46V47H32V48L28 47V49H26V48H27V47H26ZM36 45H37V46H36ZM50 45H51L52 48L50 47ZM54 45L57 46L58 48H55ZM16 46H17V47H16ZM21 46H22L23 48H21ZM24 46H25L26 48H24ZM34 46H36V47H35L36 50L34 49L35 51H33V47H34ZM67 46H70V47H67ZM103 46H104V51H103V53H102ZM12 48H13V49H12ZM17 48H18V49H17ZM47 48H46V50H47ZM66 48H67V50H66ZM71 48H73V49L71 50ZM90 48H93V51H95V50L99 51V53H96V51H95V52H92V50H91ZM11 49H12L13 51L15 50V52H10V51H12ZM20 49H21V51H20ZM23 49H24V50H23ZM25 49H26V50H25ZM49 49H51V50H49ZM52 49H53V50H52ZM68 49L70 50V53H72V54H70V53L67 54V52H69ZM74 49H76L75 51H77V53H75L76 58H75L74 56H72V55H74V54H73ZM7 50H8V51H7ZM17 50H18L19 52H17ZM22 50H23L24 53H23V54L21 53V54H22V58H24V60L20 57V56H21L20 52H22ZM30 50H31V51H30ZM58 50H59V51H58ZM87 50H91V51L89 52V51H87ZM25 51H26L27 53H26ZM40 51H41V52H40ZM49 51H50V52H53V53H50ZM71 51H72V52H71ZM75 51H74V52H75ZM105 51H106V52H105ZM6 52H7V54H6ZM28 52H29V54L32 53L33 55L31 54L32 56H31V55L29 56ZM39 52H40L42 55L40 54L39 57H38ZM48 52L50 53V57L52 56L51 58H52V59H55L57 63H55L54 60L50 59V57H49V53H48ZM54 52H55L56 54H54ZM59 52H60V53H59ZM91 52L94 54V56H97V57H98V59L95 58V59H97L98 61H96L95 59H94V61H93V57H92L93 54L91 55V60H92L94 63H92V61L90 60V57L88 58V56H90V55H88V54H91ZM13 53H14L15 56H16V54H19L20 56L17 55V57H15V56H13ZM15 53H16V54H15ZM35 53H36V54H35ZM37 53H38V54H37ZM45 53H46V54L48 53V54L46 55ZM100 53H101V54H100ZM3 54L7 55V56H6L7 58H8L9 56H10V57L7 59V58L5 57V55L3 56ZM51 54H52V55H51ZM53 54H54V55H53ZM57 54L60 55V56H63L62 54L65 55L63 58L61 57V59H63L62 63H65V64H63V65L61 64V66L63 67V68H61V70H60V67H61V66L58 64V63H60V62L58 61V60L60 59V56H59V57L57 56V57H58V58H57V57H56ZM69 54H70V55H69ZM95 54H99V56H98V55H95ZM102 54H103V55H102ZM105 54H106V56H107V54H109V55H108L109 58H107L106 56H104ZM110 54H111V55H110ZM8 55H9V56H8ZM26 55L29 56L30 58H28ZM36 55H37V56H36ZM66 55H68V56H66ZM100 55H101V56H100ZM18 56H19V57H18ZM23 56H25V57H27V58L25 59V57H23ZM35 56L39 58L38 61H36L37 59H36ZM46 56H47V59H45ZM54 56H55V57H54ZM70 56H71V57H70ZM122 56H123V55H122ZM31 57H32V58L35 57V58L32 59ZM40 57H41V59H40ZM42 57H45V58H43V59H45L44 61L48 60L47 62H45V64H44V61H43ZM53 57H54V58H53ZM68 57H69V58H68ZM78 57H79V59H81V60H77ZM99 57H100V58H99ZM101 57H102V58H101ZM103 57H105L106 59L103 58ZM110 57H112V58H110ZM2 58H3L4 61H6V62L8 61V62H7V63L2 62ZM10 58H11V59H10ZM12 58H13V59H12ZM19 58L22 59V62H23V63L20 62ZM66 58H67V60L69 59V60H68L69 63H70V65H69L70 67H69V68H71V66H72L71 63L74 64L76 61H77V62L80 61V63H79L80 65H81V64H84V65H82L83 68H84L85 66H87V67H85V68H88V66H89V69H84V70H83V68H82L80 65H77V64H78V63H77V64H75V65H76V68H75L74 65L72 66V69L75 68V70L73 71V70L71 69L75 74H74L69 68H68V70L66 69V70L68 71V73H67L66 70H64L65 68H67V66H68V64H69L67 61L65 62ZM70 58H73L74 61H73L72 59H70ZM120 58L123 59V57H121V56H120ZM5 59H7V60H5ZM14 59H15V60H14ZM27 59H28L29 61H28ZM30 59H32V60H30ZM35 59H36V60H35ZM57 59H58V60H57ZM99 59H100V60H99ZM101 59L103 60V62H101V61H102ZM104 59H105V61H104ZM121 59H119L118 62H120ZM10 60H11V61H10ZM12 60H13V61H12ZM34 60L36 61V63H34ZM39 60H40V61H43V63L41 62L42 65H41V63L39 62ZM49 60H50V62H49ZM82 60H83V61H82ZM108 60H110V61H108ZM14 61H15V62L17 61L16 64H15ZM24 61H25V62H24ZM26 61H28V62L26 63ZM32 61H33V62H32ZM60 61H61V60H60ZM71 61H72V62H71ZM88 61H89V62H88ZM121 61H122V60H121ZM18 62H19V63H18ZM30 62H32V63H30ZM53 62H54V63H53ZM84 62H85V63H84ZM87 62L89 63L88 65H87ZM90 62H91V64H90ZM95 62H97L98 68H100V69H99V73L97 72L98 70H96V69H98V68H96L97 65H95V64H96ZM100 62H101V63H100ZM105 62H108V63L105 64ZM4 63H5V64H4ZM8 63H10V64H8ZM12 63H14V64H12ZM20 63H21V65L19 66V67H20V68H19L18 65H19ZM49 63H50V64H49ZM66 63H68V64H66ZM102 63H104V64H102ZM7 64H8V68L6 67ZM35 64H36V65H35ZM48 64H49V66H48L49 68L46 66V65H48ZM85 64H86V65H85ZM100 64H101V65H100ZM1 65H2V66H1ZM23 65H24V66H23ZM27 65H30V66L33 65V66H32L31 68H28V67H30V66H27ZM38 65H40V66H42V67H40V66H38ZM54 65H55V66H54ZM64 65H65L66 67H65ZM90 65L95 66L94 68H96V69H93V70H92L93 66H90ZM99 65H100V67H99ZM102 65H104V66H102ZM14 66H17L18 68L16 69V67H14ZM21 66L23 67V68H22L23 70H21ZM36 66H37V68H36ZM44 66H46V67L44 68ZM51 66H52V67H51ZM53 66H54V67H58V68H56V70L58 69V70H57L58 72H56V70H55V68H54ZM78 66H80V67H78ZM4 67H6V68L4 69ZM25 67L28 68V69H26ZM1 68L4 69V72L2 71L3 69L1 70ZM9 68H10V69H9ZM50 68H51V69L53 68V71H52ZM77 68H78L79 71H81V72H78V69H77ZM81 68H82V70H81ZM15 69H16V71H17V70H18V71L16 72ZM47 69H48V72H47V71H44V70H47ZM12 70H13V72H11ZM30 70H31L32 72H31ZM54 70H55V72L58 73L59 75L56 74V73L54 72ZM76 70H77V72H76ZM88 70H90V71H88ZM100 70H101V71H100ZM7 71H9V72H7ZM29 71H30V72H29ZM36 71H38V72H36ZM59 71H62L63 73L66 72L67 75H66V74H63L62 72H61V73H62V74H61ZM69 71H71L70 73H73V75H74V76L76 75L77 77H74V76L72 77V75L69 73ZM82 71H83V72H82ZM95 71H96V73H95ZM2 72H3L4 75L1 74ZM41 72H42V73H41ZM50 72H52V73L49 75L48 73H50ZM53 72H54V74H53ZM85 72H84V75H86ZM7 73H8V74H7ZM9 73H10V74H9ZM19 73H20V74H19ZM23 73H24V74H23ZM25 73H27V74H25ZM76 73H78V74H76ZM80 73H81V74H80ZM22 74H23V75H22ZM32 74H35V75H37V76H34V75H32ZM40 74H41V75H40ZM42 74H43V75H42ZM45 74L48 75V79H52L51 82H50V81H48L49 83L47 82V80H48L47 77L44 78V77H45ZM55 74H56V75H55ZM19 75H20V76H19ZM47 75H46V76H47ZM60 75H61V77H60ZM70 75H71V76H70ZM84 75H83V76H84ZM97 75H99V77H98ZM1 76H2V77H1ZM7 76H8V77H7ZM25 76H26V77H25ZM28 76H29V77H28ZM40 76H43V77H42L41 81H38V78H39ZM51 76H52V77H51ZM55 76H57V77H55ZM58 76H59L60 78H59V79H56V78H58ZM62 76H63V77H62ZM68 76H69L70 78H68ZM12 77H13V78H12ZM17 77H18V78H17ZM22 77H23V78H22ZM30 77H31V78H30ZM35 77H36V78H35ZM87 77L90 78V77H89V74H88ZM97 77H98V80H97ZM2 78H3V79H2ZM11 78H12V79H11ZM21 78H22L23 80H22ZM32 78H35V80H33ZM66 78H65V79H66ZM99 78H100V79H99ZM5 79H7V82H6ZM16 79H17V80H16ZM27 79H29V80H27ZM44 79H46V80H44ZM33 81H34V82L36 81V82L34 83ZM45 81H46V82H45ZM52 81H55V83L57 84V86H56L55 84H54V86H53V87H57V88H56V91H55V94H54V92H53V90H55V88H53V87L51 86V83H52V85H53V83H54V82H52ZM70 81H69V82H70ZM30 82H31V83H30ZM71 82H70V83H71ZM7 83H8V84H7ZM32 83H34V85H32ZM37 83H38V84H37ZM41 83H42V84H41ZM43 83H44V84H43ZM47 83H48V84H47ZM97 83H98V84H97ZM16 84H17V86H16ZM18 84H21V85L18 86ZM35 84H37V86H38V85H42V86H40V87L38 86V89L40 88V89H39V92H38V89H37V87L35 86ZM49 84H50V85H49ZM59 84H60L61 86H60ZM99 84H101V85H99ZM3 85H4V87H3ZM5 85H7V87H5ZM29 85H31V86H33V87H31V86H29ZM47 86H48V89L46 90L45 88H47ZM66 86H67V85H66ZM14 87H15L16 89H14ZM20 87H21V88H20ZM28 87H29V88H28ZM59 87H60V88H59ZM78 87H80V86H78ZM8 88H9V89H8ZM31 88H32V89L35 88V89H34L35 91H30ZM50 88H51L52 90H51ZM58 88H59V89H58ZM63 88H65V85H64ZM4 89H5V90L7 89V90L5 91ZM17 89H18L19 91H18ZM21 89H22V90H21ZM26 89H27V90H26ZM42 89H44V91H45L44 93H43V90H42ZM49 89H50V90H49ZM14 90H16V91H14ZM24 90H25V91H24ZM48 90H49V91H48ZM70 90H71V89H70ZM95 90H96V91H95ZM46 91H47V93H46ZM50 91H52V92H50ZM57 91H58V92L60 91L59 93H60V96H61V97L59 96V93H58ZM27 92H28V93H27ZM56 92H57V93H56ZM98 92H101V93L99 94ZM19 93H21V94H19ZM32 93H34V95H36L37 97H36V96H32V95H33ZM38 93H39L40 95H39ZM48 93H49V94H48ZM51 93H53V94L51 95ZM69 93H71V94H69ZM17 94H18L19 96H20V95H22V96L19 97ZM23 94H24V95H23ZM31 94H32V95H31ZM42 94H44V95H43V96H44L43 98H42ZM46 94L49 95V96H45ZM95 94H96L97 96H96ZM1 95H2V97H1ZM13 95H14V96H13ZM53 95H54L55 99H54ZM67 95L69 96V98H68ZM104 95H105V97H104ZM56 96H57L58 98H56ZM70 96L72 97V99H70ZM73 96H74V98H73ZM100 96H101V97H100ZM24 97H26V98H24ZM50 97H51V99H50ZM52 97H53V98H52ZM65 97H66V98H65ZM17 98H18V99H17ZM29 98H30V99H29ZM33 98H36L37 101L34 100ZM37 98L40 99L39 101L41 102V104H40V102L38 101ZM46 98L48 99L49 102L47 101ZM63 98H64V100H63ZM67 98H68V99H67ZM25 99H26V100H25ZM41 99H42L43 102L41 101ZM3 100H4V101H3ZM18 100H19V101H18ZM33 100H34V101H33ZM44 100H45L46 102H44ZM61 100H62V101H61ZM66 100H67V101H66ZM70 100H72V101H70ZM75 100H76V101H75ZM17 101H18V103H17ZM23 101H24V102H23ZM35 101H36V102H35ZM58 101H59V103H58ZM34 102H35V103H34ZM38 102H39V103H38ZM60 102H61V103H60ZM64 102H66V103H65V106H66V107H68V104H69L70 102H72V103H74V104H72V105H71L72 108L69 109V107L66 108V107L64 106V104H63ZM14 103H15V104H14ZM21 103H22V104H21ZM45 103H46L47 105H46ZM56 103H57V104H56ZM11 104H12V105H11ZM16 104H19L20 106H18V105H16ZM33 104H35V105H33ZM37 104H39L40 106L37 105ZM43 104L46 105V107H45L46 109H45V108H42V106H44ZM50 104H51V105H50ZM59 104H61L62 106H64V108L68 109V111L72 110L73 108H74V110H75V107H76V106H77L76 108H78V107L80 106V109H77L78 111H77V110L74 111V112H73V111H70V112L68 113V111H65L66 109H65V110H62V109H64V108H63L61 105H59ZM9 105H10V106H9ZM41 105H42V106H41ZM54 105H55V106H54ZM81 105H82V106H81ZM89 105H90V103H89ZM17 106H18V108H15V107H17ZM35 106L38 107V109H40V110L43 111V112H41L40 110H38ZM49 106H50V107H49ZM57 106H58V107H57ZM59 106H60V107H59ZM83 106H84V107H83ZM34 107H35L37 110H36ZM47 107H48V108H47ZM54 107H55V108H54ZM61 107H62V108H61ZM81 107H82V109H81ZM1 108H2V109H1ZM19 108H20V109H19ZM49 108H50V109H49ZM58 108H60V109H58ZM84 108H85V109H84ZM18 109H19V111H18ZM34 109H35L36 111H35ZM29 110H30V111H29ZM58 110H59V112H58ZM61 110L64 112V115H63V112L61 113ZM1 111H2L3 113H2ZM15 111H16V112H15ZM27 111H28V112H27ZM33 111L35 112L34 115H33V113H34ZM38 111H39V113L41 112V113H40V117H39V114L37 113ZM47 111H48V112H47ZM51 111H52V112H51ZM11 112H12V113H11ZM32 112H33V113H32ZM45 112H46V113H45ZM53 112H55V113H53ZM16 113H17V115H16ZM28 113H29V115H27ZM31 113H32V116H31ZM43 113H44V114H43ZM56 113H57V114H56ZM59 113H60V114H59ZM13 114H14V115H13ZM18 114H19L21 117H20ZM52 114H53V116H52ZM61 114H62V115H61ZM23 115H24V117H23ZM42 115H43V116H42ZM49 115H50V116H49ZM54 115H56V116H54ZM57 115H58V116H57ZM83 115H82V116H83ZM25 116H28V117L25 118ZM48 116L50 117L49 119H52V118H53L52 120H53V122H55L54 125L52 124V120H49V119H48ZM34 117H35V118H34ZM37 117H38V118L43 117V118H41V119L39 120ZM45 117H46V119H45ZM57 117H59V119H57ZM75 117H77V116H75ZM11 118H12V119H11ZM19 118H20V119H19ZM32 118H33V119H32ZM55 118H56V120H55ZM63 118H64V117H63ZM79 118H81V117L79 116ZM79 118L77 117V119H79ZM42 119H44V120H42ZM12 120H13L14 122H13ZM18 120H19L20 122H19ZM41 121H42V123H41ZM43 121H44V122H43ZM49 121H50V122H49ZM120 121H121V119L118 118L115 122H113V124L116 125V124L119 123ZM1 122L4 123L3 126L1 125V124H2ZM10 122H11V123H10ZM25 122H26V123H25ZM39 122H40V123H39ZM12 123H13V124H12ZM43 123L46 124V125H47V123H50V125H48V126L46 127V125H43ZM56 123H59V125L57 124V125L55 126ZM70 123H71V122H70ZM81 123H82V122H81ZM81 123H80V124H81ZM108 123H109V122H108ZM9 124H10L11 126H13V127L8 126ZM68 124H69V123H68ZM106 124H107V123H106ZM69 125H70V124H69ZM104 125H105V124H104ZM104 125H103L102 127H104ZM107 125H110V123L107 124ZM6 126H8V128H6ZM38 126H39L40 128H38ZM44 126L46 127L47 130H46V129H43ZM49 126H51V128H50ZM60 126H61V125H60ZM80 126H81V129H82L84 125H80ZM105 126H106V125H105ZM15 127H16V128H15ZM36 127H37V128H36ZM52 127H53V128H52ZM63 127H64V128H63ZM63 127H62V128L60 127V129H62V130H61L62 132L66 131V130H65L66 128L68 129V127H65L64 125H63ZM3 128H4L5 130H3ZM9 128H10V129H9ZM48 128H49V129H48ZM55 128H56V129H55ZM38 129H39V130H38ZM41 129H42V130H41ZM63 129H64V130H63ZM102 129H101V130H102ZM8 130H9V133L11 132V130H13V132H14V133H12L13 135L10 136L11 133L8 135ZM15 130H16V131H15ZM29 130H30V131H29ZM45 130H46V131H45ZM48 130H49V131H48ZM53 130H54V131H53ZM106 130H107V132H106ZM2 131L6 132V135H5V133H3ZM34 131L36 132L35 134H34ZM51 131H52V132H51ZM58 131H60V130H58ZM30 132H31V133H30ZM32 132H33V133H32ZM37 132H38V133H37ZM45 132H46V133L49 132L50 134H49V133H48V134H45ZM91 132H93V133H91ZM2 133H3V134H2ZM85 133H86V131H85L84 133H82L80 136H82V137L87 136ZM107 133L109 134L108 136H110V138H111V136L113 137V135H114L115 138L113 137V140L119 141L120 144H121L122 142H124L125 144L122 143L123 146H122V144L120 145L119 142L115 144V142H114L112 139H109V137L107 138V137L103 136L104 134L107 136ZM31 134H32L33 136H36V134H37V136L33 139V136H32ZM42 134H43V135H42ZM84 134H85V136H84ZM99 134H101V138H100V135H99ZM111 134H112V135H111ZM30 135H31V136H30ZM44 135H45V136H44ZM2 136H6V137H3V138H2ZM27 136H28V137H27ZM38 136H39V137H38ZM41 136H42V137H41ZM43 136H44L45 138H44ZM26 137H27L28 139H27ZM47 137H49V138H47ZM102 137H103V138H107L108 141L110 140L111 142H114L113 145H111V147H110V146H107V145L111 144V142H110V141H109V143H108V142H105V141H107V140H106V139L104 140ZM6 138H8V141L6 140ZM29 138H30V139H29ZM31 138L33 139V141H32ZM38 138H39V139H38ZM3 139H4V140H3ZM25 139L28 141V142H27V143H28V144H27L28 147H27V146L25 147V145H24V144H26ZM41 139H42V140H41ZM44 139H45V141H44ZM47 139H48V140H47ZM77 139H78L79 141H77ZM35 140H37L36 143H34ZM39 140H41V141H39ZM89 140H90V141H89ZM100 140H102L101 143H100ZM43 141H44L45 143H47V144H45V146H44V145L41 146L42 144H44ZM46 141H47V142H46ZM74 141H75V142H74ZM76 141H77V143H76ZM88 141H89V142H88ZM91 141H93L92 143H95V142H96V143H95L96 146H97L98 143H99V144H104V142H105V144L108 143V144H106V145H105V144L103 145V147H104V148H107V149L105 150V152L102 151V149H104V148L101 147L102 145L99 146V144H98V147H97V148L100 149V147H101V149H100V151H99V150L95 147V145H93V144L91 143ZM8 142H9V144H7ZM41 142H43V143L40 144ZM78 142H79V143H78ZM38 143H39V144H38ZM53 143H54V144H53ZM73 143H75V144H73ZM85 143H86V144H85ZM87 143H89V144H87ZM52 144H53L54 146H53ZM64 144H65V145H64ZM80 144L83 145L84 148H83V146H81ZM117 144L120 145V146H122L123 148L119 146V147H120V148H119L120 150H119V149H118V146L115 147V145H117ZM23 145H24V147H23ZM34 145H35V147H36V146H37V147H36V148L33 147ZM47 145H50V146L54 147L55 149L52 148V147H50V148H52V149L50 150V148H48L49 146H47ZM77 145H78V147H76ZM92 145H93V147H92ZM38 146H40V147H38ZM46 146H47V147H46ZM85 146H86V148H87V147H91V150H90L89 148L86 150V149H85ZM106 146H107V147H106ZM112 146H114V148H113ZM41 147H43V148H41ZM108 147H109V148H108ZM125 147H126V148H125ZM2 148H3L4 150H3ZM13 148H14V149H13ZM23 148H24V149H23ZM26 148H27V149H26ZM37 148H39V150H38ZM45 148L48 149V150H50V151H48V150L46 151ZM64 148H65V149H64ZM73 148H74L75 150H74ZM76 148H77V149H76ZM92 148H93V149L95 148V149H97L98 151L95 150V152H94V150H93ZM124 148H125V149H124ZM8 149H10V150H8ZM12 149H13L14 151H13ZM25 149H26V151H25ZM28 149H32V150L29 151ZM36 149H37V150H36ZM40 149H41V150H40ZM56 149H58L59 152H58V151H55ZM72 149H73L74 151H71ZM108 149H109V150H108ZM110 149H111V150H112V149H115V150H113V152H112ZM116 149H117V150H116ZM1 150H0V151H1ZM5 150H8V151H9L10 156H9L8 153H7L8 151L6 152ZM21 150H22V151H21ZM23 150H24L25 152H24ZM33 150H34V152H35V150H36V152H35V153L32 152ZM52 150H53V151H52ZM78 150H80V151L82 150V151H81V155H82V154H83L82 156L85 155L83 158H82V156L79 154V151H78ZM83 150H84V151L86 150V151L83 152ZM89 150H90V151H93V152H90ZM107 150H108V151H107ZM3 151H4L5 153H4ZM11 151H13L14 153L11 152ZM27 151H28V152H27ZM38 151H40L39 153H42V151H43V153H45V154L42 153L43 156H40L41 154H39ZM54 151H55V152H54ZM60 151H61V152H60ZM106 151H107V152H106ZM120 151H121V152H120ZM123 151L125 152V155H126V154L128 155V156L126 155L127 157H126V156H125V157H122V155L124 156V152H123ZM10 152H11V153H10ZM16 152H18V153H23V152H24V154L26 153L27 155L25 154V156H22L21 158H19L20 155H19L18 153H16ZM53 152H54V155H53ZM67 152H68V154H67ZM70 152H71V153H70ZM82 152H83V153H82ZM86 152H87L88 154H86ZM96 152H97V155L94 154V153H96ZM98 152H99V153H98ZM100 152H101V153H100ZM103 152H104V153H103ZM108 152H109V153H108ZM118 152H119V153H122V152H123V154H122V155L120 154V155H121L122 158H125L124 160H122V159L120 158V155H119ZM29 153H30V154H29ZM33 153H34L36 156H37V155H38V156L36 157V156L34 155V156L36 157V158H35V157L33 156ZM36 153H37V154H36ZM46 153H47V154L50 153L53 157H55L56 160L53 159L51 155H48V156H47ZM55 153H56V154H55ZM57 153H58V154H57ZM59 153H60V154H59ZM69 153H70V154H69ZM76 153L79 155L78 157L76 156V155H77ZM89 153H90L91 155H90ZM92 153H93V154H92ZM105 153L108 154L107 156H109V157L106 156L107 158H105ZM110 153H112V155H113L114 157H111L112 155H111ZM114 153H115V155H114ZM5 154H7V155L5 156ZM28 154H29L30 157L28 156ZM64 154H65V155H64ZM74 154H75V156H72V155H74ZM99 154H100V155H99ZM103 154H104V155H103ZM116 154H117V155H116ZM16 155H18L19 157L16 156ZM22 155H23V154H22ZM45 155H46L47 157H46ZM57 155H58V156H57ZM59 155H60L61 157H60ZM62 155H63V156H62ZM66 155H69V156H66ZM70 155L75 159V160H73V162H74L75 164L72 163V161L70 160V158L72 159V157H70ZM87 155H89L90 158H88ZM131 155H132V154H130V156H131ZM12 156H15V157H18V158H13ZM64 156H66V158L68 157L67 160L63 158ZM86 156H87V157H86ZM97 156H98V158H94V157H97ZM99 156H100L101 160H102V158L104 157V160H103L104 163H102V161L99 159ZM102 156H103V157H102ZM10 157L13 158L12 161H11V159H10L11 162L9 161V158H10ZM39 157H40V158H39ZM43 157H44V158H43ZM75 157H76V158H75ZM80 157H81V159H80ZM110 157L112 158V162H111V160H110V159H111ZM117 157H118V158H117ZM6 158H7V159H6ZM32 158H33V160H32ZM46 158H47V160H48L49 162L46 160ZM48 158H49V159H52V160H49ZM58 158L61 159V160L59 161ZM77 158L79 159V160H78L79 162L82 161L83 163H82V162H81V163H79V162L76 163L75 161H77V160H76ZM86 158H87L86 161L89 162L90 164H88V163L85 164V162H86L85 159H86ZM91 158H92V159L94 158V161H96L95 159H97V160L99 159V160H98L99 163L96 162V163H97V164H96L95 162H94V163H93V162H90V161H93ZM108 158H109V160L106 161L105 159H108ZM115 158H117L118 160H116ZM4 159H5V160H4ZM22 159H23V160H22ZM26 159L28 160V163H27ZM34 159H35V160H34ZM62 159H63V161H62ZM6 160H8V161H6ZM15 160H18V161H15ZM19 160H20V162H19ZM24 160H25V161H24ZM29 160H31V161H29ZM41 160H42V161H41ZM57 160H58V161H57ZM69 160L71 161V164H72V165L70 164V161H69ZM83 160H84L85 162H84ZM127 160H128V158H127ZM14 161H15V162H14ZM46 161H47V162H46ZM68 161H69V163L66 164V162H68ZM100 161H101V164H100ZM108 161H109V163H108ZM117 161H118V163H117ZM119 161H120L121 163H120ZM122 161H123L124 163H122ZM6 162H8V164H7ZM17 162L20 163V164H22L23 162H24V163L26 162L27 164L25 163L26 166H24V163L22 164V165L25 167V168H24L22 165H21V167H20V164H17ZM53 162H54V163H56V162H57V163L60 162L61 168L58 167V166H59V163H58V165H57V163H56V166H57V167H55V164H54ZM63 162H64V164H63ZM105 162H106V164H105ZM113 162H115V164H113ZM149 162H151V161H149ZM149 162H148V163L144 162V164L142 163V166H143V167H142V170H143V172H145V171H146V172H151V171L153 172V170H152V169H153V166L151 167V163H149ZM9 163H10V164H9ZM61 163H62V164H61ZM78 163L80 164L79 167L77 166ZM5 164H6V165H5ZM11 164H15V165L12 166ZM28 164H29V165H28ZM40 164H41V165H40ZM44 164H46V165H44ZM47 164H48V165H47ZM65 164H66V165H65ZM68 164H70V165L73 166L74 168H75V166H76L77 168H75V171H74V169H72L73 167L70 168L71 166H69ZM79 164H78V165H79ZM83 164H84L85 167L88 168V169H86V168L84 167ZM87 164H88V165H87ZM93 164H94V165L96 164L95 166H99V167H95V169H94V168H93V167H94ZM99 164H100V165H99ZM104 164H105V165H104ZM108 164H109V165H108ZM123 164H124V166H122ZM147 164H148V165H147ZM10 165H11V166H10ZM16 165L19 166L20 170L18 169V167H17ZM52 165H54V167H52ZM63 165H64V166H63ZM86 165H87V166L91 165V170H90V168L87 167ZM101 165H103V166H101ZM112 165H111V166H112ZM37 166H38V167H37ZM82 166H83V167H82ZM145 166L148 167V170H147V169H144V168H146ZM149 166H150L151 168H149ZM10 167H11V168H10ZM15 167H14V168H15ZM22 167H23V168H22ZM81 167H82L83 171H82ZM48 168H49V169H48ZM58 168H59V169H58ZM79 168H80V169H79ZM92 168H93V169H92ZM96 168H97V169H96ZM113 168H115V167H113ZM1 169H0V170H1ZM56 169H58V170H56ZM123 169H124V170H123ZM6 170H7V171H6ZM51 170H52V171H51ZM84 170H85V171H84ZM86 170H87V171H86ZM120 170H121V171H120ZM150 170H151V171H150ZM2 171H1V172H2ZM69 171H68V172H69ZM25 172H26V173H25ZM30 172H32V173L35 172L36 175H35L34 173H33V174H32V173L30 174ZM36 172H37V173H36ZM40 172H41V174H40ZM24 174H25L26 176H25ZM27 174H28V175H27ZM39 174H40V175H39ZM33 175H34V177H33ZM37 175H38V177H37ZM23 176H25V177H23ZM28 176H29V177H28ZM35 176H36V177H35ZM45 176H46V175H45ZM3 177H4V175H3L2 177H0V178H3ZM26 177H28V178H26ZM39 177H40V178H39ZM25 178L28 179L29 181L26 180ZM34 178H35V180H36V179H38V180L40 179V181L36 180V181H38V183H39L40 185L37 184V182H36L35 180H31V179H34ZM41 178H42V179H41ZM45 178H46V177H45ZM22 179H23V180L25 179V180H24L25 185H24ZM45 180H46V181H45ZM34 181H35V183H32V182H34ZM42 181H43V182H42ZM18 182H19V183H18ZM28 182H29V183H28ZM17 183H18V186L15 185V184H17ZM27 183H28V184H27ZM30 183H31V185H30ZM0 184H1V183H0ZM35 184H37V186H36ZM42 184H43V186H42ZM14 185L17 186V187H14ZM20 185H21V187H20ZM29 185H30V187H29ZM23 186H24V187H23ZM33 186H35V187H33ZM18 187H20V189H21V188H23V189L20 190ZM40 187H42V188H40ZM17 188H18L19 190H17ZM27 188H28V189H27ZM33 188H35V189H33ZM26 189H27V191H26ZM29 189H30V190H29ZM36 189H37V190H36ZM40 189H41V190H40ZM0 190H1V188H0ZM15 190H16V191H15ZM31 190H32L33 192H31ZM24 191H25V192H24ZM29 191H30V192H29ZM17 192H18V193H21L22 195L19 196V194H18ZM28 192H29V193H28ZM37 192H38L39 194H38ZM15 193H16V194H15ZM26 193H27V194H26ZM32 193H35V194H32ZM4 194H5V193H3V192L1 193V195H4ZM24 194H25V195H24ZM31 194H32V195H31ZM37 194H38V195H37ZM15 195H16V196H15ZM30 195H31V196H30ZM23 196H24V198H23ZM25 196H27V197H25ZM29 196H30L33 200L30 199ZM35 196H37L36 199H35ZM19 197L22 198V199H19ZM27 198H28V199H27ZM29 199H30V200H29ZM21 200H23V201H21ZM24 200H25V201H24ZM28 200H29V201H28ZM14 201H13V203H14ZM27 201H28L29 203H28ZM17 204H18L19 206H18ZM23 204H24L25 206H24ZM15 205H17V206H15ZM27 206H28V207H27ZM16 207H18V210L16 209ZM19 207H21V209H20ZM14 208H15L17 211H16ZM25 208H26V209H25ZM20 210H21V213H19ZM17 212H18L19 214H18ZM14 213H15V214H14ZM16 213H17V214H16ZM26 213H28V214H26ZM13 214H14V215H13ZM24 215H25V216L27 215V216L29 217V218L27 217V218H28V219H27L28 221H26V220L24 219V218H26V217H24ZM9 216H10V215H9ZM9 216H8V219H9ZM10 219H11V218H10ZM23 221H24V222H23ZM19 223H18V225H20ZM15 225H16V224H14V228H15ZM26 226H27V224H26ZM23 227H24V225H23ZM5 229H6V231H7V228H6V227H5ZM16 229L18 230L19 228L17 227ZM16 229H15V231H17ZM15 231H14V233H16ZM4 233H5L4 235H6V232H4ZM5 238H7V236L4 237V240H5ZM5 241H6V240H5Z\"/></svg>",
  "mask_w": 264,
  "mask_h": 264
}]
</instances>
